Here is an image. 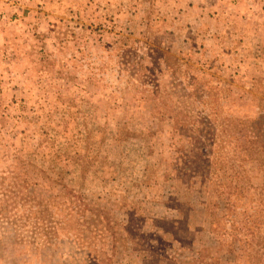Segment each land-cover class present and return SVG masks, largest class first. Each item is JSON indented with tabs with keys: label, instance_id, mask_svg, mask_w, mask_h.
I'll list each match as a JSON object with an SVG mask.
<instances>
[{
	"label": "rangeland",
	"instance_id": "obj_1",
	"mask_svg": "<svg viewBox=\"0 0 264 264\" xmlns=\"http://www.w3.org/2000/svg\"><path fill=\"white\" fill-rule=\"evenodd\" d=\"M240 119L264 124V0H0V182L45 219H0V264H264L256 163L208 204L238 162L207 129Z\"/></svg>",
	"mask_w": 264,
	"mask_h": 264
},
{
	"label": "trees",
	"instance_id": "obj_2",
	"mask_svg": "<svg viewBox=\"0 0 264 264\" xmlns=\"http://www.w3.org/2000/svg\"><path fill=\"white\" fill-rule=\"evenodd\" d=\"M207 129V128H206ZM211 132V143L218 145L216 148L220 151L225 152L223 149V145L228 143L229 148L232 149L234 155L236 156V162H238V170L233 167L232 164H228V161L223 157H220V161H222V166L224 171H226L229 175L225 174L224 178L218 177L217 182H222V179H225V182H222L219 185L222 187L220 192L217 193V199L213 198L208 201L209 207L211 211H217L219 208L226 209L230 211L231 208L234 207L233 201H231V195L235 192L237 194L243 195V191L249 187L250 178L247 175L245 170V165H250L253 167V164L256 163V169L261 174V179H264V124L263 119L249 120V119H240L237 123L227 124L220 129V131H216L215 128L207 129ZM216 132H219L216 136ZM224 140V141H222ZM218 153V152H217ZM228 164V166H227ZM258 173V174H259ZM233 175L234 177H231ZM246 178V181L243 179ZM249 178V179H247ZM234 180L237 185L232 186L227 182H231ZM211 181L210 177H202L201 182L203 184L209 183ZM247 186V187H246ZM259 186L262 190L264 187V182ZM28 185L21 181L17 176H11L10 178L0 182V219L4 220L8 225L12 226L15 229L16 233H19V227L17 223H22L26 219L30 218L27 212V205L29 206L32 201L36 200L37 206H39L38 216L34 217V228L37 230V235L44 231L43 227H37L39 223L45 220L44 217H41L40 214V205L41 203L37 201V199H30V197L26 198V194L22 192L27 191ZM234 188V191H232ZM246 188V189H245ZM259 190V189H258ZM219 199V200H218ZM221 203V205H220ZM13 210L12 215H8L10 211ZM11 218V219H10ZM41 218V219H40ZM49 222V221H48ZM18 236L19 244L23 242V238ZM94 262L96 264L100 263L99 258H95ZM203 264H205L203 262Z\"/></svg>",
	"mask_w": 264,
	"mask_h": 264
}]
</instances>
